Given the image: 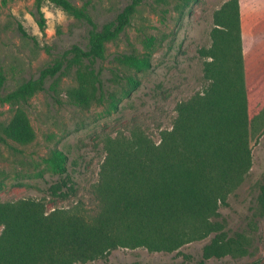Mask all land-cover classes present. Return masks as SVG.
Returning <instances> with one entry per match:
<instances>
[{"label": "trees", "instance_id": "obj_1", "mask_svg": "<svg viewBox=\"0 0 264 264\" xmlns=\"http://www.w3.org/2000/svg\"><path fill=\"white\" fill-rule=\"evenodd\" d=\"M39 1L37 13L43 28ZM49 1L90 26L87 45L84 49L72 46L36 79L4 95L5 78L0 70V102L26 104L66 65L78 68V84L68 92V102L87 108L96 91L100 92L99 74L91 67L80 68L105 58V44L129 25L143 0H131L100 29L87 12L88 3L77 8L69 0ZM179 1L181 8H188L197 0ZM213 24L211 46L200 51L205 58L206 87L177 104L172 126L161 131L158 144L140 131H131L129 138L117 137L107 146L92 186L91 210L80 203L51 212L43 201L0 203V264L86 263L118 248L171 253L210 236L199 264L212 255L232 252V243L217 221L219 208L227 205L228 196L249 171L250 131L263 125L249 118L238 0H230L216 11ZM115 59L140 70L150 68L148 59L131 54ZM127 83L130 91L140 85L131 78ZM34 137L21 109L7 125L0 126L1 142L28 145ZM49 163L58 177L52 193L68 200L76 190L67 173L66 155L56 151Z\"/></svg>", "mask_w": 264, "mask_h": 264}, {"label": "rangeland", "instance_id": "obj_2", "mask_svg": "<svg viewBox=\"0 0 264 264\" xmlns=\"http://www.w3.org/2000/svg\"><path fill=\"white\" fill-rule=\"evenodd\" d=\"M69 1L77 8L88 3L87 12L100 29L131 0ZM229 1L197 0L181 8L179 0H143L129 25L105 44V58L80 68L85 71L91 67L99 74L100 92L96 91L87 108L68 102V92L78 84V68L66 65L46 81L44 91L26 104L0 102V126L7 125L21 109L35 136L28 145L0 141V203L43 201L47 212L80 203L91 210V190L107 146L117 137L129 138L131 131H140L158 144L161 131L172 126L177 104L206 87L205 58L200 51L210 48L213 16ZM39 2L43 28L37 13L38 0H0L3 95L36 79L42 69L59 61L72 46L84 49L87 45V23L49 0ZM263 3L238 0L239 11L246 13ZM120 54L148 59L150 68L140 70L120 63L115 59ZM127 78L139 81V87L130 91ZM250 132L251 167L228 196L227 205L219 208L217 218L233 250L212 255L204 260L205 264H264V128L255 127ZM56 151L66 155L67 173L76 190L68 200L52 193L58 177L49 158ZM211 238L185 244L171 253L118 248L104 258L78 264H199L203 247Z\"/></svg>", "mask_w": 264, "mask_h": 264}, {"label": "crops", "instance_id": "obj_3", "mask_svg": "<svg viewBox=\"0 0 264 264\" xmlns=\"http://www.w3.org/2000/svg\"><path fill=\"white\" fill-rule=\"evenodd\" d=\"M239 13L249 118H254L257 125L262 124L264 128V3ZM249 16L250 22L246 23Z\"/></svg>", "mask_w": 264, "mask_h": 264}]
</instances>
